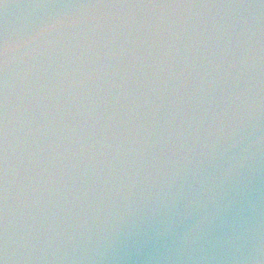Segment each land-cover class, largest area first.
Wrapping results in <instances>:
<instances>
[{"label":"water","instance_id":"95a60500","mask_svg":"<svg viewBox=\"0 0 264 264\" xmlns=\"http://www.w3.org/2000/svg\"><path fill=\"white\" fill-rule=\"evenodd\" d=\"M0 264H264V0H0Z\"/></svg>","mask_w":264,"mask_h":264}]
</instances>
